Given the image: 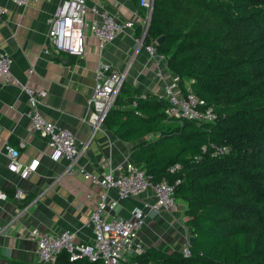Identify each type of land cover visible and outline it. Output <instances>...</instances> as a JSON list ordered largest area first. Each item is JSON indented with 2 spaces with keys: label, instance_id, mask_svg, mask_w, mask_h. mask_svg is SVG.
<instances>
[{
  "label": "trees",
  "instance_id": "obj_1",
  "mask_svg": "<svg viewBox=\"0 0 264 264\" xmlns=\"http://www.w3.org/2000/svg\"><path fill=\"white\" fill-rule=\"evenodd\" d=\"M143 45L216 119L167 120L165 99L123 83L103 128L130 145L128 159L153 183L174 187L193 237L189 258L150 247L134 260L264 264V0H152ZM222 147L228 153L214 155ZM56 264L102 263L69 262L63 251Z\"/></svg>",
  "mask_w": 264,
  "mask_h": 264
},
{
  "label": "crops",
  "instance_id": "obj_2",
  "mask_svg": "<svg viewBox=\"0 0 264 264\" xmlns=\"http://www.w3.org/2000/svg\"><path fill=\"white\" fill-rule=\"evenodd\" d=\"M85 1L87 7L105 8L117 21H131L133 27L103 50L86 30L85 54L76 59L52 51L45 53L49 22L61 0H45L26 7L0 0V8L5 10L0 25V50L10 55L15 80L34 90L45 91L47 96L41 106L43 118L70 130L79 142L86 141L91 134L90 126L83 119L87 113L86 100L93 87V73L100 61L120 73L125 72V82L141 96L150 94L161 98L164 84L173 77L164 60L158 57L156 61L150 60L143 46L139 45L138 29L146 14L144 9H138L129 0ZM92 18L88 12L86 19ZM158 73L161 77L157 76ZM19 83L0 80V149L7 145L18 151L23 164L38 160L39 166L27 180H21L7 170V158L4 153L0 154V189L7 194L0 210V264H36L35 243L28 237L35 229L48 234L68 230L75 245L91 242L93 234L89 220L101 192L81 175L65 174L66 162L50 160L52 151L45 140L30 129L25 116L29 109L27 97L20 90ZM129 149V144L120 142L111 131L102 128L95 134L79 164L86 170L105 171L108 165H98L99 158L105 157L112 167H118L129 160ZM17 189L24 192V199L14 198ZM141 202V199L121 202L114 213L119 218H128L131 209L140 206ZM180 206L183 216L185 206L182 203ZM168 213L146 221L140 234L146 249L154 247L171 252L183 246V234L175 237L169 232L165 236L168 230L171 231L170 222L173 220ZM163 222L164 228H168L164 231L159 230ZM188 231L187 238H190Z\"/></svg>",
  "mask_w": 264,
  "mask_h": 264
},
{
  "label": "built area",
  "instance_id": "obj_3",
  "mask_svg": "<svg viewBox=\"0 0 264 264\" xmlns=\"http://www.w3.org/2000/svg\"><path fill=\"white\" fill-rule=\"evenodd\" d=\"M18 7H26L31 3L45 0H8ZM140 7L146 12L140 22L142 31L139 45L143 46L150 60L156 61L153 45H143V39L148 31L152 0H139ZM90 12L91 20L86 19ZM5 10L0 8V25L3 22ZM133 27L131 21H117L105 8L100 6L87 7L85 0H61L55 16L49 22L46 36L45 53H61L76 59L85 54V31L98 41L99 49L113 43L119 35ZM164 60V58H160ZM165 61V60H164ZM10 55L0 50V80L11 83L15 80L12 71ZM157 76L161 77L158 73ZM126 80V73L116 71L110 64L100 61L93 73V87L86 100L87 113L83 122L91 128V134L86 141L79 142L74 134L61 128L53 122L45 120L41 114L42 101L47 96L43 90H34L19 83L20 90L26 95L29 106L25 116L29 121L33 134L43 138L46 146L52 151L50 160L58 163L66 162L65 174L81 175L92 186L100 188L96 209L90 216L89 224L93 238L85 245L72 243V234L68 230L57 234H48L39 230H32L28 237L35 243L36 264H56L60 254H68L69 262L86 259L91 263L102 264H151L134 260L145 253V246L141 240V231L149 218L168 213L176 208L174 187L162 180L153 183L142 167L130 160H125L118 167H112L109 159L101 157L98 165H108L107 170L96 172L86 170L79 164V160L89 149L95 134L102 130L103 122L114 106L117 96ZM179 78L174 76L164 84L161 98L165 99L168 107L164 111L170 121L194 120L198 122H212L216 114L212 107H208L203 100L193 92L182 93L179 88ZM144 98V96H141ZM7 158V170L17 174L21 180H27L37 171L38 160L23 164L19 160L18 151L5 145L0 149ZM228 153L226 147L215 148L214 155ZM175 165L170 169L175 172ZM179 181H176L178 184ZM113 194V196H112ZM25 194L17 189L14 193L16 200L24 199ZM130 199H141V205L133 207L128 218H119L115 211L121 202ZM7 200V194L0 189V210L2 203ZM2 229L0 228V233ZM189 238L181 247L183 258L191 256Z\"/></svg>",
  "mask_w": 264,
  "mask_h": 264
},
{
  "label": "rangeland",
  "instance_id": "obj_4",
  "mask_svg": "<svg viewBox=\"0 0 264 264\" xmlns=\"http://www.w3.org/2000/svg\"><path fill=\"white\" fill-rule=\"evenodd\" d=\"M180 205L181 203L176 202V208L174 209V211L168 213V215L173 216V220L170 222L171 231L168 230V232H166L167 235L165 234L164 235L168 236L169 232L174 233L175 237H178L179 234L180 235L183 234V242L185 243V239L187 238V236H189V231L188 229L184 227V224H183L184 216H182V207ZM164 225L165 224L163 222V225L160 226L159 230H162V231L167 230L168 228H164Z\"/></svg>",
  "mask_w": 264,
  "mask_h": 264
},
{
  "label": "water",
  "instance_id": "obj_5",
  "mask_svg": "<svg viewBox=\"0 0 264 264\" xmlns=\"http://www.w3.org/2000/svg\"><path fill=\"white\" fill-rule=\"evenodd\" d=\"M151 14H152V9L150 11V17H151ZM162 39H163L162 37L158 38L157 41H156V43L159 44L162 41ZM192 242H193V237H190L189 238V245H191Z\"/></svg>",
  "mask_w": 264,
  "mask_h": 264
}]
</instances>
